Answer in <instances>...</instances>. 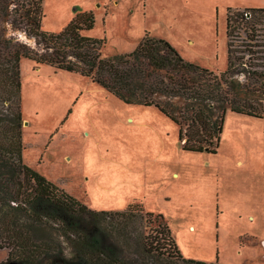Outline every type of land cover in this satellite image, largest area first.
Masks as SVG:
<instances>
[{
  "label": "rangeland",
  "instance_id": "obj_1",
  "mask_svg": "<svg viewBox=\"0 0 264 264\" xmlns=\"http://www.w3.org/2000/svg\"><path fill=\"white\" fill-rule=\"evenodd\" d=\"M239 7L229 0H42L41 28L58 33L90 11L94 25L84 34L103 39V57L131 52L147 34L219 73L227 66L226 10H246ZM7 32L34 46L20 31ZM19 72V100H0V122L19 107L25 165L92 210L137 204L141 216L162 215L186 259L264 264V118L227 111L217 153L187 152L178 126L155 107L124 104L89 78L28 59ZM59 240L69 261L79 262ZM110 242L119 248L112 258L125 263V231ZM49 262L14 260L0 249V264Z\"/></svg>",
  "mask_w": 264,
  "mask_h": 264
},
{
  "label": "trees",
  "instance_id": "obj_2",
  "mask_svg": "<svg viewBox=\"0 0 264 264\" xmlns=\"http://www.w3.org/2000/svg\"><path fill=\"white\" fill-rule=\"evenodd\" d=\"M43 17L42 0H0L2 102L19 100L24 58L89 78L124 104L155 107L178 126L183 151L215 155L227 111L264 118V8L226 10L227 66L219 73L147 34L131 52L103 57V39L84 34L94 25L90 11L58 33L42 31ZM8 26L34 46L8 33ZM0 130V169H6L5 177L0 174V249L9 248L14 260L75 264L62 238L76 264H219L182 257L162 215L141 216L137 204L122 212L92 210L25 165L18 106ZM118 230L125 231V263L112 258L119 248L111 249L110 238Z\"/></svg>",
  "mask_w": 264,
  "mask_h": 264
},
{
  "label": "crops",
  "instance_id": "obj_3",
  "mask_svg": "<svg viewBox=\"0 0 264 264\" xmlns=\"http://www.w3.org/2000/svg\"><path fill=\"white\" fill-rule=\"evenodd\" d=\"M198 1H201V0H198ZM229 1H230V4L232 5L240 6L239 8H245V9L264 8V0H229Z\"/></svg>",
  "mask_w": 264,
  "mask_h": 264
},
{
  "label": "water",
  "instance_id": "obj_4",
  "mask_svg": "<svg viewBox=\"0 0 264 264\" xmlns=\"http://www.w3.org/2000/svg\"><path fill=\"white\" fill-rule=\"evenodd\" d=\"M8 264H18V263H8Z\"/></svg>",
  "mask_w": 264,
  "mask_h": 264
}]
</instances>
